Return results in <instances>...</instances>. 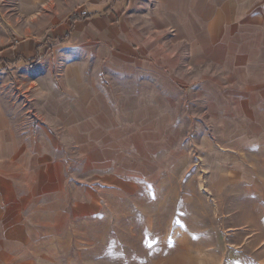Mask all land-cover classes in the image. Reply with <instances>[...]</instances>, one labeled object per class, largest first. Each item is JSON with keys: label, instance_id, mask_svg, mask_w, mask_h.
<instances>
[{"label": "rangeland", "instance_id": "374dc122", "mask_svg": "<svg viewBox=\"0 0 264 264\" xmlns=\"http://www.w3.org/2000/svg\"><path fill=\"white\" fill-rule=\"evenodd\" d=\"M23 1L0 0V130L63 153L69 212L15 264H264L262 125L238 113L235 65L225 77L191 58L242 18L264 25V0H112L119 32L101 38L84 35L88 23L45 36L31 15L43 5ZM37 35L44 50L27 45ZM15 51L29 60L10 71ZM99 93L106 129L82 128L75 105ZM44 94L74 122L55 116L42 137L33 98Z\"/></svg>", "mask_w": 264, "mask_h": 264}, {"label": "crops", "instance_id": "0c3cea01", "mask_svg": "<svg viewBox=\"0 0 264 264\" xmlns=\"http://www.w3.org/2000/svg\"><path fill=\"white\" fill-rule=\"evenodd\" d=\"M23 2L25 1L22 0ZM112 2L27 1L29 4L43 5L44 9L40 6L41 10L34 11L31 15H35L37 19L42 17L41 20L45 22V36L61 37L72 34L74 37V25L88 23L90 28L84 35L92 38L109 37L112 33L116 35L119 32L117 19H120V16L115 5L117 3L110 7ZM74 13H90L92 16L71 24L69 18ZM240 22L242 24H238L236 34L231 39L221 35L213 40V44L194 45L191 58L199 62H216L218 67L223 69L220 74L225 77L229 75L226 68L235 65L236 71L232 75L237 79L238 113L242 111L243 115L247 116V121L250 118L258 121L262 125L260 130L264 133V25L250 26L249 21L245 22V18ZM121 29L122 33L124 31L128 34L124 22ZM38 36L27 41L30 49L38 47V50H44L45 46ZM219 41L221 43L217 44ZM86 52L90 53L91 50ZM18 53L22 54L15 51L13 59ZM98 55H101V51ZM169 57V52L165 51L161 55L162 62L169 64ZM77 61L79 63L81 60ZM102 95L99 93L92 98L78 99L75 112L77 117H80L78 120L79 124L83 125L82 128L92 125L94 130L106 129L102 127L105 124H102L101 120L103 111L107 108ZM52 100V95L47 94L33 98L36 106L33 114L40 118L35 126L42 137L46 131L53 129L55 116L62 124L74 122L68 119L74 114V108L71 110V105L66 108L63 103H53ZM8 132L6 128L0 130L3 138L0 140V264H15V261L20 259L22 244L30 242V238L38 234L39 229L53 227L54 212L60 220H66L69 212L68 201H65L66 163L63 153L54 150L51 139L36 138L24 143L17 141L14 135ZM92 200H89L88 204L93 205ZM59 224L61 226V223H56Z\"/></svg>", "mask_w": 264, "mask_h": 264}, {"label": "trees", "instance_id": "16d2710c", "mask_svg": "<svg viewBox=\"0 0 264 264\" xmlns=\"http://www.w3.org/2000/svg\"><path fill=\"white\" fill-rule=\"evenodd\" d=\"M91 16H92V14H90V13H85L82 15L74 13L70 16L69 20H70V23L73 24L76 20H82V19L90 18ZM65 37H69V34H67ZM21 60L27 61L29 59H27V58L24 59V57L22 55L18 54L14 60L3 59V62H5L4 64H5L6 69L11 71L13 69L18 68V62H20ZM0 61H1V59H0Z\"/></svg>", "mask_w": 264, "mask_h": 264}]
</instances>
